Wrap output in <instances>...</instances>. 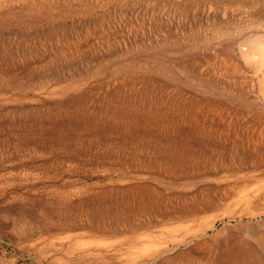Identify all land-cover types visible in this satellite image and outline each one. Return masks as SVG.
Segmentation results:
<instances>
[{"label": "rangeland", "instance_id": "rangeland-1", "mask_svg": "<svg viewBox=\"0 0 264 264\" xmlns=\"http://www.w3.org/2000/svg\"><path fill=\"white\" fill-rule=\"evenodd\" d=\"M260 10L0 0V264H264V54L240 48L264 50ZM169 112L222 148L165 159L146 131Z\"/></svg>", "mask_w": 264, "mask_h": 264}, {"label": "bare ground", "instance_id": "bare-ground-1", "mask_svg": "<svg viewBox=\"0 0 264 264\" xmlns=\"http://www.w3.org/2000/svg\"><path fill=\"white\" fill-rule=\"evenodd\" d=\"M259 14L264 19V13H263V11L260 10L259 11ZM258 39H262V38L259 37ZM258 39L255 36H250V37L244 39L243 41H241L240 48L247 46L253 54L254 53H263L264 54L263 46L260 45L261 42ZM240 52H242V50H240ZM212 100H214V99H212ZM206 101L207 102H211V100H209L207 98H206ZM156 114H158V113H156ZM174 115H175L174 113L172 114L171 112H169V114H166V115L160 114L159 117H161V118L162 117H166L167 121L169 119H170V121H173V120L176 119L175 117H177V118L180 117L179 116L180 114L179 115H175V116ZM159 117H152V119H148V121L151 122V123H153V125L155 126L153 128L155 130V132H151L150 130H147L146 133L148 135L158 136L157 139L159 140L160 143L163 144V147H164V149H162V156L165 159H167L168 161H171V163H176L178 165V167H181V165H184L187 162L191 166H194V165L197 164V160L195 161V154L197 152H201V153L205 154V152H208L211 149L210 148L211 145H212V147H216V148L218 146L222 145V144L218 145L217 143H213L212 141H210V139H209L210 137L206 134L207 131H205L207 129V127H206L205 130H202V127H201L202 125H200L199 122L193 120V116L192 115L191 116H188V118L183 117L181 119L182 120V122H181L182 124H180L179 122H176V121H173L172 123L170 122L171 123V126H170V129H168V130L163 125H161V126L160 125H157V121L160 119ZM183 121H185V122H183ZM224 127L225 126H220L219 128H221L222 130H224ZM226 131L228 132V130H226ZM255 141L258 142L259 140H255ZM255 141H251V145L253 147V149H252L253 150V153H252L251 157H253V159L260 160L259 165H264V158H262L260 156L261 154H264V140H260L259 143H258V145L255 144ZM244 142H245V140H236V141H234L235 145H237V146L243 145ZM246 143L249 144V142H246ZM220 148H222V146H220ZM182 199H184V198H182ZM194 207H193V209H194ZM204 207H207V206H204ZM207 208H209V207H207ZM155 210H157V209H155ZM192 211H191V213H192ZM200 211H202V208L200 209ZM203 211H204V209H203ZM196 215H199V214L196 213ZM189 218H190V216H189ZM192 230H189V231H190L191 234H195V237H196L197 234L200 235V232L199 233L197 232V234L195 233V231H197V230H195V231L193 230L194 233L192 232ZM191 234H190L189 237H191ZM201 234H203V233H201ZM187 235H188V233H187ZM183 237H185V236H183ZM180 239H182V237ZM204 239L205 238H203V240ZM214 239H218V237L217 238H214ZM206 240H208V239H206ZM140 241H143V239H140ZM144 241H146V240H144ZM182 241H183V239H182ZM150 246H151V244H150ZM167 246L168 245L167 244L164 245V243H163L162 246L156 245V246L153 247V245H152V248H154V250H155V253L153 252L154 253L153 256L154 255L156 256L159 252L163 251ZM216 254H217V251H216ZM214 260L216 261V259H214ZM210 262H208V263H210ZM217 264H253L252 263V255L249 254V253L236 252L231 257L230 254H228V256H226V257L224 256V261L223 262L217 263Z\"/></svg>", "mask_w": 264, "mask_h": 264}]
</instances>
